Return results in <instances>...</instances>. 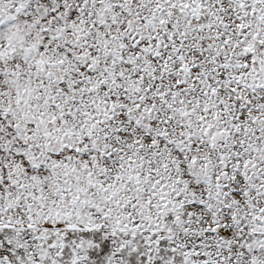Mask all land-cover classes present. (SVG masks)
Masks as SVG:
<instances>
[{
    "label": "snow or ice",
    "instance_id": "1",
    "mask_svg": "<svg viewBox=\"0 0 264 264\" xmlns=\"http://www.w3.org/2000/svg\"><path fill=\"white\" fill-rule=\"evenodd\" d=\"M0 264H264V0H0Z\"/></svg>",
    "mask_w": 264,
    "mask_h": 264
}]
</instances>
